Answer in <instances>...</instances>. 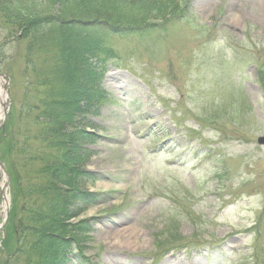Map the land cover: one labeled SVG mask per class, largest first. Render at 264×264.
I'll list each match as a JSON object with an SVG mask.
<instances>
[{"label": "rangeland", "instance_id": "rangeland-1", "mask_svg": "<svg viewBox=\"0 0 264 264\" xmlns=\"http://www.w3.org/2000/svg\"><path fill=\"white\" fill-rule=\"evenodd\" d=\"M258 2L122 0L117 10L144 22L105 23L104 55L92 71L82 52L71 56L68 89L87 92L78 124L89 134L68 182L77 209L62 231H81L69 247L79 241V252L62 263L46 250L47 262L264 264ZM8 30L0 14V264L18 246L21 197L4 121L33 76L25 73L26 41L7 38ZM81 41L74 34L69 44Z\"/></svg>", "mask_w": 264, "mask_h": 264}, {"label": "trees", "instance_id": "trees-1", "mask_svg": "<svg viewBox=\"0 0 264 264\" xmlns=\"http://www.w3.org/2000/svg\"><path fill=\"white\" fill-rule=\"evenodd\" d=\"M121 1L0 0V14L9 28L6 36L26 41L25 73L28 78L33 75L4 124L13 157L10 166L13 173L15 168L19 170L16 176L21 193L16 232L19 242L8 264L21 259L30 264H51L45 259L46 250L60 256L56 262L66 263L79 252V241L69 247L81 231L73 233V226L62 231L63 222L77 209L76 188L68 182L78 173L74 170L77 159L84 157L78 153L82 150L80 140H87L89 134L78 124V108L87 92L68 89L71 56L82 52V58L87 57L83 59L85 73L92 71L91 66L104 55L108 35L105 23L126 29L121 24L144 22L142 17L130 19L117 10ZM74 34L82 40L77 48L69 44ZM91 57L94 60H89ZM79 172L85 173L82 169ZM52 236L61 243H51V249H46Z\"/></svg>", "mask_w": 264, "mask_h": 264}, {"label": "bare ground", "instance_id": "bare-ground-1", "mask_svg": "<svg viewBox=\"0 0 264 264\" xmlns=\"http://www.w3.org/2000/svg\"><path fill=\"white\" fill-rule=\"evenodd\" d=\"M257 10L259 11L260 17L264 18V0H259ZM3 84H4L3 80L0 79V111H1V104H3L4 100H5ZM6 205H7V196L5 195V199H4V203H3L4 212H5V209H6ZM214 222L212 223L213 226H214Z\"/></svg>", "mask_w": 264, "mask_h": 264}, {"label": "water", "instance_id": "water-1", "mask_svg": "<svg viewBox=\"0 0 264 264\" xmlns=\"http://www.w3.org/2000/svg\"><path fill=\"white\" fill-rule=\"evenodd\" d=\"M258 143L264 145V136L258 138Z\"/></svg>", "mask_w": 264, "mask_h": 264}]
</instances>
